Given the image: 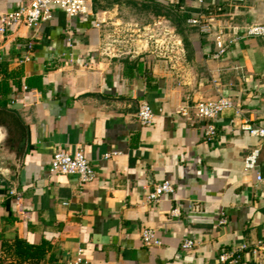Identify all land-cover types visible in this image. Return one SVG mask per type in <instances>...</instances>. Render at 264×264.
Here are the masks:
<instances>
[{"label": "crops", "instance_id": "crops-1", "mask_svg": "<svg viewBox=\"0 0 264 264\" xmlns=\"http://www.w3.org/2000/svg\"><path fill=\"white\" fill-rule=\"evenodd\" d=\"M155 1L188 16L181 68L156 59L144 41L132 55L104 54L113 25L170 23L128 0H91L84 17L52 7L39 29L21 25L0 34V89L9 90L0 104L28 131L19 173H0V264L19 263L6 246L16 239L46 242L37 264H223L219 257L242 245L236 264H264V140L241 129L264 119V39H237L264 24V0ZM27 3L0 0V14ZM198 15L210 33L188 24ZM219 32L228 50L215 60ZM219 95L235 108L215 120L217 135L208 140L207 121L185 119L177 109ZM143 102L155 114L147 126L137 119ZM255 148L258 166L247 172L244 161ZM77 149L96 172L85 188L49 171L56 151ZM164 181L175 191L150 203ZM145 229L160 247L143 245ZM186 240L194 242L191 250H183Z\"/></svg>", "mask_w": 264, "mask_h": 264}, {"label": "built area", "instance_id": "built-area-1", "mask_svg": "<svg viewBox=\"0 0 264 264\" xmlns=\"http://www.w3.org/2000/svg\"><path fill=\"white\" fill-rule=\"evenodd\" d=\"M238 1V0H235ZM202 2V1H201ZM91 0H28L27 5L18 7L6 14H0V34L5 35L14 31L17 27L25 25L30 29L37 30L43 22L51 19L52 7H57L71 17H84L90 13ZM190 26L196 27L204 32L210 33L211 28L204 25L202 15L188 20ZM97 27L99 25H96ZM241 36L238 40L245 39H264V24H253L240 31ZM144 41L149 52L159 60L166 61L173 68H181L186 63V49L180 34L169 24L157 22L153 25L140 26L137 23L116 24L110 33L107 44L104 46V54L109 58H121L137 53L136 45ZM216 51L212 59H221L228 50L225 42V33L219 32L215 36ZM135 47V48H134ZM32 44H28V49ZM26 60H29L27 56ZM235 104L229 97L219 95L215 99L199 100L194 104H185L177 109V114L185 119L194 117L199 121H207L204 129L203 138L211 139L217 135L214 124L225 111L234 109ZM155 114L148 103H141L137 113V119L142 126L152 123ZM241 129L250 136L264 140V119L242 124ZM261 150L255 148L245 158L244 169L247 172L257 168ZM117 155V152L104 154L105 159H110ZM49 171L52 174L70 176L77 179L80 187L85 188L96 179V172L89 159L81 149L74 152L56 151L50 163ZM262 177H258L261 181ZM175 191V186L170 181H164L154 186L149 193L150 203H159L168 194ZM141 240L145 247H160L161 241L156 237L153 230L145 229L141 233ZM194 242L186 240L183 250L188 251L194 247ZM247 249L242 245L238 250H232L219 257L223 264H236L240 259V253ZM257 254V250H254ZM81 259L77 260L80 263Z\"/></svg>", "mask_w": 264, "mask_h": 264}, {"label": "trees", "instance_id": "trees-1", "mask_svg": "<svg viewBox=\"0 0 264 264\" xmlns=\"http://www.w3.org/2000/svg\"><path fill=\"white\" fill-rule=\"evenodd\" d=\"M128 3L133 9L136 8L138 11L147 13L156 21L170 22L183 37L184 42H187L186 19L188 16L179 15L172 6L157 3L155 0L141 2L140 5H138L139 2L136 0H128ZM1 87L0 95L2 97L8 96V87L5 84L1 85ZM0 107L6 108V104L1 103ZM45 245L46 242H43L39 246H33L16 239L11 245L6 246L8 251L13 254V257L19 260L18 264L27 261L37 264L45 255Z\"/></svg>", "mask_w": 264, "mask_h": 264}, {"label": "water", "instance_id": "water-1", "mask_svg": "<svg viewBox=\"0 0 264 264\" xmlns=\"http://www.w3.org/2000/svg\"><path fill=\"white\" fill-rule=\"evenodd\" d=\"M27 138L28 131L20 116L11 110L0 109L1 174L13 172L16 176L19 173L27 149Z\"/></svg>", "mask_w": 264, "mask_h": 264}, {"label": "rangeland", "instance_id": "rangeland-1", "mask_svg": "<svg viewBox=\"0 0 264 264\" xmlns=\"http://www.w3.org/2000/svg\"><path fill=\"white\" fill-rule=\"evenodd\" d=\"M170 26H172V24L171 23H168ZM173 27V26H172ZM174 28V27H173Z\"/></svg>", "mask_w": 264, "mask_h": 264}]
</instances>
